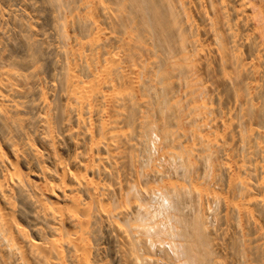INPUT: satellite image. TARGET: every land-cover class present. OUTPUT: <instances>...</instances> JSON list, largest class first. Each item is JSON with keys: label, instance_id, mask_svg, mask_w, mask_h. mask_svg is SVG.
Listing matches in <instances>:
<instances>
[{"label": "bare ground", "instance_id": "6f19581e", "mask_svg": "<svg viewBox=\"0 0 264 264\" xmlns=\"http://www.w3.org/2000/svg\"><path fill=\"white\" fill-rule=\"evenodd\" d=\"M0 264H264V0H0Z\"/></svg>", "mask_w": 264, "mask_h": 264}]
</instances>
